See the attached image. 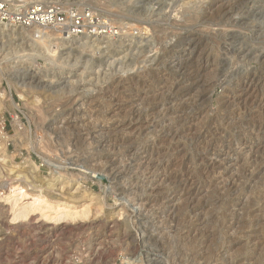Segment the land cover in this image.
Instances as JSON below:
<instances>
[{
    "label": "rangeland",
    "instance_id": "rangeland-1",
    "mask_svg": "<svg viewBox=\"0 0 264 264\" xmlns=\"http://www.w3.org/2000/svg\"><path fill=\"white\" fill-rule=\"evenodd\" d=\"M39 1L83 33L0 30V162L100 203L0 189V264H264V0Z\"/></svg>",
    "mask_w": 264,
    "mask_h": 264
},
{
    "label": "bare ground",
    "instance_id": "bare-ground-1",
    "mask_svg": "<svg viewBox=\"0 0 264 264\" xmlns=\"http://www.w3.org/2000/svg\"><path fill=\"white\" fill-rule=\"evenodd\" d=\"M119 29H120V27H119ZM215 32H217V31H215ZM57 35H60V34L57 33ZM44 52H46V51H44ZM252 76H253V74H252ZM256 85H258V84H256ZM247 86H248V84H247ZM240 87H242V86H240ZM9 100L12 101L11 97L9 98ZM66 111H67L66 109H63V112H66ZM74 117L76 118V115H74ZM55 119H57L60 122V125H64L65 123L67 124V123H71L72 122V121H69V119H67L66 117H63V116L55 118ZM60 128H62V127H60ZM65 129H67V128H65ZM241 132H242V130H241ZM109 143L110 142H108V144ZM108 144H106V145H108ZM235 147H237V146H235ZM5 151H6L5 146L4 147H0V152L2 154H4ZM244 153L248 154V152H244ZM6 159H3V161H4L3 163L0 162V163H2V165L0 164V184H2L0 186L1 190H3V189L5 190V188H7V187L8 188L10 187V189H11V187H13V189L23 187L21 185H24V187H26L27 189H33L34 187H39L38 188L39 190H37V189H36V191L34 190L36 194H31V196L29 194L25 193V190L19 191L18 194H17V192H16V194H13V196L20 195L18 199H22V198H25V197L28 198L30 196L29 199L25 198V200L27 199V201L24 202L23 204L16 202L17 206H16L15 209L18 212L15 213V218H20V217L24 218V217H27L30 213H34V211H39L40 216L45 218V219H47V220L48 219H56V220L69 219V220H74V219L87 217L88 214L91 211H93L92 210V204L96 205V204L100 203V201L98 200L100 195L99 194H95L92 191H87L86 189L81 188V186L78 183V179L79 178L75 179L73 177L75 179L74 180L70 176L71 179L74 180V183L76 185L74 191H71V189L69 187L70 183H71V182L69 183L70 180L69 179H64V178L60 179L61 177H59V176H57L56 178H49L48 180H44L45 183L43 182V180H36V181L34 180L35 183L36 182L38 183V185H35V184L32 183V182H34L33 181L34 178L32 179L33 176L31 177L29 175V172H30L31 168L29 169V168L25 167V168H19L18 169V168H15V167L13 168L11 166L9 167L7 165L8 163H7ZM90 170H93V169L90 168ZM13 171H15V173H13ZM31 171H33V169ZM8 172H10V173H8ZM16 172H19V173L16 174ZM11 173H13V174L11 175ZM59 174L61 176V173H59ZM101 174H102V172H101ZM64 175L65 174H63V177H64ZM12 176H14V177H12ZM102 176H103L102 177L103 178L102 181H103V185H104L103 187L105 189L103 194L106 196V195H109V194L113 193L112 192V185L110 184L111 182L109 181L108 175L104 174ZM65 177H66V175H65ZM59 183L61 185L60 190H62V189L63 190L61 192H57L56 193V191H55L56 189L53 188V185H55V184L58 185ZM10 193H11V191H10ZM18 199L16 201H18ZM28 200H30V201H28ZM81 204H83L82 207H81ZM96 211H98V210H96ZM94 213H96V212H94ZM92 215H93V213H92Z\"/></svg>",
    "mask_w": 264,
    "mask_h": 264
},
{
    "label": "built area",
    "instance_id": "built-area-1",
    "mask_svg": "<svg viewBox=\"0 0 264 264\" xmlns=\"http://www.w3.org/2000/svg\"><path fill=\"white\" fill-rule=\"evenodd\" d=\"M26 0H0V30H28L37 37L49 36L55 31L66 36H78L83 33L81 17H71L61 9L50 3L33 0L26 4ZM82 20V19H81ZM100 27L107 28L106 20L100 22Z\"/></svg>",
    "mask_w": 264,
    "mask_h": 264
}]
</instances>
